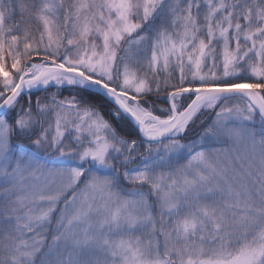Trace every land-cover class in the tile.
Instances as JSON below:
<instances>
[{"label":"snow or ice","instance_id":"snow-or-ice-1","mask_svg":"<svg viewBox=\"0 0 264 264\" xmlns=\"http://www.w3.org/2000/svg\"><path fill=\"white\" fill-rule=\"evenodd\" d=\"M0 264H264V0H0Z\"/></svg>","mask_w":264,"mask_h":264}]
</instances>
